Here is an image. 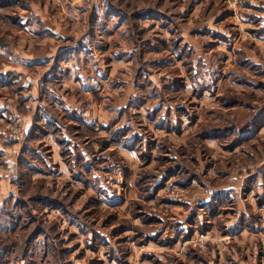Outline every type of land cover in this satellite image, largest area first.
Returning <instances> with one entry per match:
<instances>
[{
	"label": "rangeland",
	"instance_id": "374dc122",
	"mask_svg": "<svg viewBox=\"0 0 264 264\" xmlns=\"http://www.w3.org/2000/svg\"><path fill=\"white\" fill-rule=\"evenodd\" d=\"M36 8L67 17L63 0H0V99L20 103L29 80L51 78L50 102L112 118L77 126L47 106L59 124L29 134L22 103L0 117L21 163L0 264H264V0H86L91 50L55 66L30 64L50 56L26 49L17 24ZM11 129L24 137L2 136Z\"/></svg>",
	"mask_w": 264,
	"mask_h": 264
},
{
	"label": "crops",
	"instance_id": "0c3cea01",
	"mask_svg": "<svg viewBox=\"0 0 264 264\" xmlns=\"http://www.w3.org/2000/svg\"><path fill=\"white\" fill-rule=\"evenodd\" d=\"M52 1L58 3L59 0H52ZM14 2H15V0H14ZM63 2L67 8V10H66V16L67 17H63L64 15L60 14V16H54V19L52 22L51 18L49 17L50 16L49 13H47L48 10L46 8H44V10H42V8H41V10H39L40 8L39 9L36 8V10H39L41 12L45 11L46 16L42 15L41 12H38L35 10L34 17L27 18L26 16L21 15L22 17H20V19L22 20V22L20 20H18V22L16 21L17 24L22 25L20 27L24 30L23 32L26 35L27 39H30V40L33 39L31 41H34L32 44H31V42H29V44H31V45L28 44L29 46H26V49L27 48H34L36 45H39L40 47L38 48L39 50L37 51V54L38 53L40 55L44 54L46 56L50 55L49 57H46L43 60H41L39 58H35V60L30 62V64L33 62H36L34 64L42 65L43 63L49 62L52 66H55V64L51 60L55 59V57L59 54H62V56H63L62 59L64 58L65 60H68L69 55H70V57L78 56V57L82 58L83 56H85L87 51L91 50L89 48L88 44L91 43L92 37H95L96 31L93 29L91 33L84 32V27L86 29L87 23L90 22V20H87L85 15H84L87 13L85 11L86 8H84L86 6V0H63ZM82 2H84V3L81 4ZM82 9H84V10H82ZM77 10H80L81 14H83V16L81 18L82 20L79 19L80 15H79V18L76 19L77 21L75 20V17H73V14L71 13V11L77 13ZM45 17L47 18V22L49 23V25L45 26L44 29L42 27L43 30L42 29H35L34 27H32L35 22L42 23V24L44 23V25H46V22L44 20ZM15 19H18V18L16 17ZM94 22L98 23L96 18H94ZM62 23L64 25L67 24L70 27L77 24V25L82 26V28L80 30L75 31V29L73 27V29L71 31V30L65 29L61 25ZM38 26H42V25L39 24ZM89 30L90 29L88 28V31ZM27 39L25 41H27ZM2 47L6 51V47L5 46H2ZM0 54H5L2 51L1 47H0ZM24 54H25V52H24ZM82 59L84 60L85 57H83ZM61 64H62L61 62L56 64V67H58ZM82 65L83 64H80V67ZM40 67H42V66H40ZM63 68H64V66H63ZM60 69H62V68H60ZM20 75H22V74H20ZM20 77L22 79V76H20ZM38 80L33 79V80H29L27 82L26 87H29V85H30V88L32 90H30V92L26 93L25 96H22V98H21L22 101L20 102L25 107H27V113H29V114H27L28 117L25 116L26 119L28 120V123H29L28 125H30V126H28L29 134L31 131L34 134L36 132L35 131L36 130L35 121L37 123H38V121H40L43 124L46 123L47 125H49L50 123L59 124V122L57 121V118H54L55 116L53 114L50 113V115H49V112L47 111V106H52L54 109H56L59 112H64L67 109L68 110L67 113L72 114L71 118L73 119V121H71L70 123H74L75 125H76V123H78L77 126L80 125L81 121H87V120H92V122L98 121L100 124V123H102L103 117L106 118L107 115H109V118H112V112H110L108 110L103 111L102 109L98 110L95 107H92V108L89 107L88 110L85 111L83 103L80 102L78 99L66 101L65 96H63L61 99H54V101L52 100L50 102L49 98H48L49 96L44 95L41 92H42L43 88L48 87L45 84L46 81H51L52 79L49 78V80H44V79H41L40 81H38ZM65 81H66V79H65ZM82 81L84 83L85 80H82ZM0 82H2L0 85V90L1 89L6 90L8 88V84H10V83H8L9 81H5V80H2ZM24 85H25V83H24ZM24 85L22 86L23 90L26 89V88H24ZM23 90H21L20 92H22ZM24 91L26 92L27 90H24ZM92 91L98 92L99 88H96V86H94ZM45 96H47L46 99H45ZM18 98H19V95H16V97L11 98L8 101L0 99V117L3 120L4 119L7 120L8 115H11V117L22 115L21 111H23V110H19L22 108L19 105L20 103L18 101L19 100ZM17 102H18V104H17ZM47 102H49V104H47ZM108 107L111 108L110 104ZM106 108H107V106H106ZM109 118H107V119H109ZM77 126H75V127H77ZM64 135L69 136L65 130H64ZM45 136L47 137L48 135H45ZM7 144H9V143H5V141L0 142V151L2 150L4 153V160H3L4 163L2 165L3 166V172H0V187H1V190H0V213H1L2 209L5 210V208H6L3 206V203H5L7 201L9 190H7L6 187L11 182L12 173L16 172L17 169L21 166V163L18 161V159H13V156L16 154L15 152L17 151V149L15 147L9 148V146ZM53 145L56 146V144H53ZM12 146H16V145H12ZM58 147L56 146L57 150H59ZM59 157H60V155H59ZM6 163H8V165ZM31 166L35 167V165H33L32 163H31ZM61 166H62V164H61Z\"/></svg>",
	"mask_w": 264,
	"mask_h": 264
},
{
	"label": "built area",
	"instance_id": "2783aa9c",
	"mask_svg": "<svg viewBox=\"0 0 264 264\" xmlns=\"http://www.w3.org/2000/svg\"><path fill=\"white\" fill-rule=\"evenodd\" d=\"M2 136L8 139L13 138V140H21L24 137L23 130L20 131L17 129L16 130L11 129L9 132L3 131Z\"/></svg>",
	"mask_w": 264,
	"mask_h": 264
}]
</instances>
